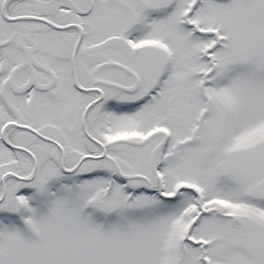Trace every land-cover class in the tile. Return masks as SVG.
Segmentation results:
<instances>
[{
	"label": "snow or ice",
	"instance_id": "1",
	"mask_svg": "<svg viewBox=\"0 0 264 264\" xmlns=\"http://www.w3.org/2000/svg\"><path fill=\"white\" fill-rule=\"evenodd\" d=\"M0 264H264V0H0Z\"/></svg>",
	"mask_w": 264,
	"mask_h": 264
}]
</instances>
